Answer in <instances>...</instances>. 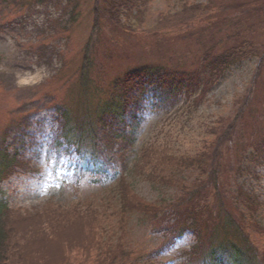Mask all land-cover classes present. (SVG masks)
<instances>
[{
	"label": "rangeland",
	"instance_id": "rangeland-1",
	"mask_svg": "<svg viewBox=\"0 0 264 264\" xmlns=\"http://www.w3.org/2000/svg\"><path fill=\"white\" fill-rule=\"evenodd\" d=\"M103 1L40 0L18 8L16 1L9 3L0 0V146L8 154H15L21 163L17 174L0 185V196L12 211L21 214L37 210L41 212L47 207L46 203H61L70 207L76 203L75 195L91 198L101 194L100 190L112 184L110 178L102 177L100 183L96 184L89 182V176H81L74 181L75 188L68 187L74 161L65 156L57 160L53 150L50 151L48 147L57 133L54 122L58 118L55 105L65 104L70 111L69 117L73 120L72 111L75 112L77 104L82 105L89 100L90 106L95 107L98 100L117 94L112 83L125 72L146 67H160L169 72H177L176 77L184 85L178 93L171 92L169 103H163V97L159 99L163 87H158V80L153 76V82L139 104L141 109L134 113L135 120L129 127L134 136L133 146L124 156L128 154L130 168L141 147L154 143L158 149L171 156L165 160L159 156L155 165H161L165 161L184 169L191 167V161H197L202 167L194 165L193 175L198 176L199 172L204 171L200 181L206 184L210 154L217 143L211 142L214 139L212 135H218L215 139L219 138L223 143L228 122L246 105L251 91L264 83V63L258 70L262 57H251L225 70L198 100L203 92V78L200 75L192 83L195 85L198 82L195 88L187 90L190 81L185 82V77L188 78L185 74L200 69L199 58L210 46H214L211 51L216 53L232 41H224L220 45L211 44L209 37L215 34L213 30L202 32V40L197 42L182 38L162 39L157 38V34L118 33L103 27L102 31H98V37L95 34L90 41L93 45L91 55L95 56L90 76L93 79V89L99 94L91 96L79 92L77 85H72L74 77L70 76L77 70L90 38L94 5L99 3V13L102 14ZM238 1L243 3V8L239 10H256L251 15L252 20L258 19L261 25L257 24L259 28L251 35V41L264 53V0ZM182 3L205 4L206 0H150L144 7L143 28L153 27L160 13L164 14L171 8L176 10L172 12H177ZM74 4H77L75 13L79 17L74 24L69 25ZM231 5L233 4L226 3L222 8ZM237 11H228L223 16L237 14ZM223 16L220 14L215 20H210L218 22L223 20ZM130 23L134 27L137 22L130 19ZM200 25L203 27L206 22ZM200 25L187 28L185 33ZM66 26H70L67 34L61 33L62 27ZM158 39L161 40L157 41ZM258 72L260 78L254 87L253 80ZM171 80L172 78L167 77L166 82ZM258 91L262 92L264 89ZM257 124L258 132L255 133L264 134V120ZM247 134H250L249 129L245 135ZM203 150L202 156L206 155L204 158L183 161L186 159L184 156L193 158L194 154ZM124 178L125 184H130L134 194L127 197V203L139 207L144 203L148 206H162L158 204L159 201L161 204L174 201L182 196L178 188L192 181L186 176L182 185L168 182L164 184L160 181V174L153 170L129 173ZM237 184L251 191L259 200L257 219L259 225L264 227V162L257 165L254 172L251 170V173L240 177ZM100 197L102 209L92 211L97 214L98 230H104L100 233L99 240H102L105 233H109L101 242V249H106L110 254L100 257L95 264H129L130 261H133L132 264H148V255L154 258L153 264H172L178 253L193 245L189 232L175 242L173 238L164 239L161 235H153L150 232V216H143L137 211L123 217L120 223L117 203L109 201L107 194ZM89 201L95 204L94 199ZM68 222L75 228L74 232L69 233L72 238L83 236L81 228L87 225L85 219ZM64 226L60 224L58 227L63 229ZM259 240H264V237L259 236ZM54 243L50 250L52 255L57 249L64 250L63 243L57 240ZM129 249L141 250V256L147 263L138 254L135 260L136 253L128 259Z\"/></svg>",
	"mask_w": 264,
	"mask_h": 264
},
{
	"label": "trees",
	"instance_id": "trees-1",
	"mask_svg": "<svg viewBox=\"0 0 264 264\" xmlns=\"http://www.w3.org/2000/svg\"><path fill=\"white\" fill-rule=\"evenodd\" d=\"M4 1H16L18 8H23L40 0ZM149 1L104 0L103 15L99 13V3L94 5L90 38L77 70L70 76L74 77L72 85L76 84L79 92L91 96L99 94L93 89V79L90 76L91 68L95 65V56L91 55L93 45L90 41L93 35L98 37V31H102L103 27L118 33L157 34V38H182L197 42L202 40V32L213 30L215 34L209 37L211 44L220 45L224 41H232L216 53L211 51L214 46H210L199 58L200 69L185 74L188 75L185 82L190 81L187 90H193L198 82L195 85L192 83L202 76L203 92L198 96V100L230 66L256 56L262 57L258 70L263 66L264 53L251 41V35L256 33L261 23H258V19L252 20L251 15L256 10H239L243 8L242 2L206 0L205 4L182 3L177 12H172L176 10L171 8L164 14L160 13L154 26L144 29V7ZM226 3L233 5L223 9L222 6ZM76 6L77 4H74L71 8L69 25L74 24L79 17L75 13ZM234 10L239 11L237 14L223 16L224 13ZM220 14L224 17L223 20H210H215ZM130 19L137 22L134 27ZM203 22H206V25L202 27L200 24ZM195 25L200 26L185 33L187 28ZM69 28L70 26L62 27L61 33L67 34ZM159 40L161 39L157 41ZM177 74L160 67L125 72L112 83L118 91L117 94L98 100L95 107L90 106L89 100L82 105L77 104L75 112L72 111L73 120L69 117L70 111L65 104L58 106V132L52 144L58 153L74 154L77 157L79 172L74 175L72 188L76 187L74 181L81 176H89V182L96 184L100 183L102 177L110 178L112 184L100 190L101 194L91 198L75 195L76 203L70 207L61 203H46L47 207L43 211L25 214L12 211L0 196V264L97 263L100 257L110 254L106 249H101V242L109 233H105L102 240H99L100 233L104 230H98L97 214L92 211L102 209V194H107L109 201L117 203L120 223L123 217L137 211L143 216H150V232L155 236L161 235L164 239L175 240L189 231L193 245L178 253L172 264H264V240H259V236L264 237V227L259 225L257 219L259 200L251 191L237 184L240 177L251 173V170L254 172L256 166L264 162V134L255 133L258 132L257 123L264 120V91H258L264 89V83L261 82L262 85H259L258 89L251 91L246 105L228 122V128L222 138L223 143L219 138L215 139L218 135H212L214 139L211 142L217 143L210 154L206 184L200 181L204 171L199 172L198 176L193 175L194 165L202 167L197 161H191V167L184 169L169 165L165 161L161 165H155L159 156L163 160L170 159L171 156L158 149L154 143L141 147L131 167L128 166V154L124 155L131 151L134 139L129 127L135 120L134 113L141 109L139 104L152 84L153 76L158 80V87H163L159 98L163 97L162 102L166 103L170 100L171 92L178 93L184 85L176 77ZM167 77L172 80L166 82ZM258 78L259 72L253 80L254 87L259 81ZM248 129L250 134L245 135ZM204 151L194 154L193 158L184 156L186 159L183 161L204 158ZM20 165L15 154H8L0 146V184L16 174L21 168ZM145 170L158 172L160 181L164 184L168 182L182 185L186 176L192 181L178 188L182 196L167 202L168 204H161L159 201L158 204L162 206L153 207L144 203L139 207L127 203V197L134 194L130 184H125L124 175L142 173ZM226 183L228 184L225 185ZM227 186L228 188H225ZM90 199H94L95 204H92ZM78 219H85L87 225L81 228L83 236L75 239L69 235L75 228L68 221ZM60 224L65 225L63 229L58 227ZM56 240L63 243L65 248L63 251L55 250L52 255L50 250ZM134 253L135 260L137 254L143 260L142 251L139 249H129L127 258L130 259ZM148 259V264H153L154 258L148 255ZM144 262L147 263V260ZM132 263L133 261L129 262Z\"/></svg>",
	"mask_w": 264,
	"mask_h": 264
}]
</instances>
